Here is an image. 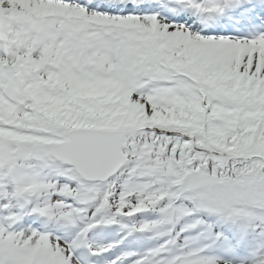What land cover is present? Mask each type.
<instances>
[{"label": "snow or ice", "instance_id": "obj_1", "mask_svg": "<svg viewBox=\"0 0 264 264\" xmlns=\"http://www.w3.org/2000/svg\"><path fill=\"white\" fill-rule=\"evenodd\" d=\"M0 264H264V0H0Z\"/></svg>", "mask_w": 264, "mask_h": 264}]
</instances>
